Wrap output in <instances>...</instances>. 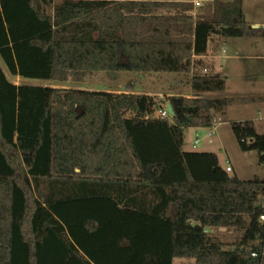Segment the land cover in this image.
Segmentation results:
<instances>
[{"label":"trees","instance_id":"16d2710c","mask_svg":"<svg viewBox=\"0 0 264 264\" xmlns=\"http://www.w3.org/2000/svg\"><path fill=\"white\" fill-rule=\"evenodd\" d=\"M173 0H0V54L18 74L83 83L97 72L189 75L193 97L17 87L0 66V264H256L264 178L241 180L183 132L242 102L207 98L225 80L198 71L213 35L244 37L242 0L194 20ZM173 10L163 14L160 10ZM15 72V69H13ZM175 111L154 118L162 105ZM16 109L20 116L15 119ZM222 119V118H221ZM264 165V134L232 121ZM210 228H234L230 243ZM74 242H80L78 248Z\"/></svg>","mask_w":264,"mask_h":264},{"label":"rangeland","instance_id":"374dc122","mask_svg":"<svg viewBox=\"0 0 264 264\" xmlns=\"http://www.w3.org/2000/svg\"><path fill=\"white\" fill-rule=\"evenodd\" d=\"M58 1V0H56ZM244 14L248 24L252 21L264 24V0H243ZM160 13L168 14L172 10H160ZM215 52L220 55L215 61V73L219 77L226 78L223 96L250 98L255 97L254 91L264 89V38L260 36L245 37H216ZM257 43L256 45H253ZM257 55L259 59L254 57ZM17 55L7 57V61L0 54V66L7 78L17 87L22 85L51 86L64 88H86L92 91H108L124 89L127 85L135 84L137 90H144L150 93H159L163 98L166 94H180L186 97L193 96L188 85L187 74L177 73H141L134 71L120 72H97L87 77L83 83L47 81L36 78H23L18 74ZM220 68H222L221 72ZM15 69V72L14 70ZM132 83V84H131ZM120 86V87H119ZM215 93H206L204 97L218 98ZM220 95V93H216ZM262 101H254L246 104H234L227 108L225 117L214 116L213 126L215 130L212 135L206 136L209 127H190L183 132V150L186 151H207L213 152L218 159V164L225 168L226 160H230L234 171L229 175L238 174L241 180L251 179L254 174L264 177L263 165L258 162L255 151L243 152L240 150L237 140L232 132L230 123L236 119L257 118V108L263 107ZM20 116L16 109L15 119ZM222 118V119H221ZM172 124L176 123L173 117L169 118ZM259 130H264L257 124ZM195 134L200 140L194 145ZM253 174V175H252ZM208 233L223 243H230L238 234L234 228H210ZM173 264H194L190 258H175Z\"/></svg>","mask_w":264,"mask_h":264},{"label":"crops","instance_id":"0c3cea01","mask_svg":"<svg viewBox=\"0 0 264 264\" xmlns=\"http://www.w3.org/2000/svg\"><path fill=\"white\" fill-rule=\"evenodd\" d=\"M242 10H243V14H244V2H243V0H242ZM244 20L246 22L245 14H244ZM246 25H247V27H250V28L254 29L252 35H249V36H260V37L264 38V28L262 26H260V24L258 22L252 21L250 24H248L246 22ZM216 37H219V35H213L210 38V40L208 41V45H207V49H206L205 54L200 55V56H197L196 59H198L200 61V64H199V66L197 68L198 71L203 72V69H206V71L203 72V73L209 72V73H212L214 75L219 76L218 74L215 73V64H216L215 61L220 56V55L216 54V52H215V44L217 42L216 41L217 40ZM256 44L257 43H254L253 45H256ZM254 57H256L257 59H259V57L257 55H254ZM261 59H264V56H262ZM221 70H222V68H220V71L219 72H221ZM223 79L226 80V78H223ZM225 83H226V81H225ZM134 85L135 84L127 85L124 89H120L119 88L118 90H114V91L111 90L110 92H118V93L119 92H127V93L147 94V95H150V96H159V97H161V94H159V93H150V92H147V91H144V90H137V88H135ZM188 85H189V83H188ZM189 87H190V85H189ZM80 89H83V88H80ZM84 89L87 90L86 88H84ZM222 91H219V92H204V93H202V95L205 96L206 93H215V94H213V95H215V97H219V98L220 97H227V96H223L222 95ZM192 93L194 94L193 91H192ZM216 93H220V95H218ZM254 94H256V96L255 97H250V98H239V97L237 98V97H233V98L242 100V102L233 103L231 105H234V104H246V103H250V102H254V101H262V103L264 104V89L256 90V91H254ZM166 95L167 96H174V95H180V94H166ZM182 96H185V95H182ZM191 97H193V96H191ZM162 106H164V105H162ZM229 106H227L225 108L224 114L221 117H225L227 108ZM256 113H257V116H258L257 118H243V119H236V120H233V121H245V120H249V121H251L253 123V126H254L255 130L258 133L264 134V130H259V128L257 126V124H259L260 126L262 124V128H264V106L261 107V108H257ZM213 115L215 116L216 114H213ZM256 156L258 158V154ZM226 161L229 163V165L231 167V171H234V166L231 164V161L230 160H226ZM263 168H264V165H263ZM235 176H237L239 178V176H238L237 173H235ZM255 176H257V174H254L252 176V178L255 177ZM257 177L264 178V177H260V176H257ZM74 243H75V245L78 248L81 247V243L80 242H74Z\"/></svg>","mask_w":264,"mask_h":264},{"label":"built area","instance_id":"2783aa9c","mask_svg":"<svg viewBox=\"0 0 264 264\" xmlns=\"http://www.w3.org/2000/svg\"><path fill=\"white\" fill-rule=\"evenodd\" d=\"M173 1H180L185 4V6L181 9L182 12L190 15L194 20L197 19H205L213 13L214 10V3L216 0H173ZM221 1H229V0H221ZM172 12H174L172 10ZM171 12V13H172ZM264 28V25L262 26ZM206 69H203L205 72ZM154 118L158 119H169L170 116L167 112L165 105L158 108L154 114ZM215 127L212 125L209 127V130L206 131V136H210L213 134ZM200 137L198 134H195L194 145L198 143ZM226 171H231V167L228 162H226ZM258 204L264 207V199H259ZM259 221L264 222V214L259 216ZM251 258L256 260V264H264V243L259 252L253 251L251 252Z\"/></svg>","mask_w":264,"mask_h":264},{"label":"water","instance_id":"95a60500","mask_svg":"<svg viewBox=\"0 0 264 264\" xmlns=\"http://www.w3.org/2000/svg\"><path fill=\"white\" fill-rule=\"evenodd\" d=\"M165 108H166V110H167V112L169 113L170 116L173 117L175 115V111H174L173 107L171 106V104L167 103L165 105Z\"/></svg>","mask_w":264,"mask_h":264}]
</instances>
